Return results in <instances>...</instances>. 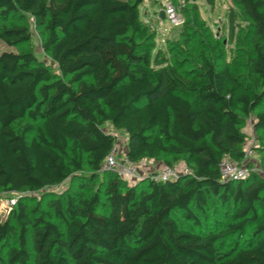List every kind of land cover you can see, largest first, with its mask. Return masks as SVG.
<instances>
[{
	"label": "trees",
	"instance_id": "16d2710c",
	"mask_svg": "<svg viewBox=\"0 0 264 264\" xmlns=\"http://www.w3.org/2000/svg\"><path fill=\"white\" fill-rule=\"evenodd\" d=\"M233 1L230 36L240 19L252 35L243 73L203 42L186 69L182 48L157 47L144 0H0L1 19L22 22L0 26V40L29 45L30 18L59 71L31 51L0 54V190L23 196L0 219V248L18 234L7 264H264V178L225 181L219 168L245 161L251 118L264 160V0ZM118 134L136 165L182 162L190 173L131 185L101 172ZM68 180L90 191L46 193L54 216L30 210L26 193ZM211 199L226 229L205 222Z\"/></svg>",
	"mask_w": 264,
	"mask_h": 264
},
{
	"label": "rangeland",
	"instance_id": "374dc122",
	"mask_svg": "<svg viewBox=\"0 0 264 264\" xmlns=\"http://www.w3.org/2000/svg\"><path fill=\"white\" fill-rule=\"evenodd\" d=\"M171 1L178 8L180 14L185 18L186 23L184 27H173L166 20L159 19V12L163 10L162 0H144L140 9L142 21L150 24L151 29L156 32V45L158 48L164 51H168L170 47H174L176 49L182 48L183 52L181 54V60L184 67L189 70L199 66L200 61L198 47L203 42L209 46V50L213 48V54L216 56L226 57V60L231 62L234 73H243L246 71L248 57L251 51L249 39L252 35L250 34L248 24L242 22L240 19L239 22L242 24L241 27L236 28L233 37L230 36L229 14L231 13V10H234L237 13L239 12V9L233 0H215L214 6L209 5L206 0ZM196 7L199 9V12L195 11ZM197 19H200V22L197 23L198 25L195 23ZM26 20L33 31L32 42L25 47L17 48L11 47L4 41L0 40V54L4 52L22 53L31 51L36 55L38 60L49 66L54 73L59 74L57 65L43 51V34L36 30L33 21L30 18H26ZM17 23L22 22H20L18 18L11 17L10 20L5 23L0 17V26L3 24L13 25ZM193 28L199 31L200 34L198 38L194 39L193 34L189 33L188 29L191 30ZM184 37L191 38L192 43L190 45L183 44ZM254 122L255 120L251 118L246 121L243 127V130L248 137L247 144L244 147L246 155L248 154V156L243 162V165L248 168L250 176L255 174L264 178V160L262 159V156H260L256 151L254 156L249 155V149L254 146H259L260 144L254 129ZM105 129L108 132H114L110 125H106ZM118 138L121 149L126 148V135L118 134ZM181 164L183 163L181 162L177 165ZM154 167V172H158L163 169L165 165L163 163H155ZM140 169H142L141 166ZM146 178H134L128 179L127 181L131 185H136L141 180ZM82 184V180H68L61 186L50 188L39 193H26L25 196L29 198L30 210L39 209L40 213H49L51 216H54V213L49 207V202L44 198V195L48 193L55 200L68 192L76 194L85 193L87 195L90 189L87 188V190L83 191L81 188ZM21 197L23 196L7 194L0 190V219L2 221L9 219L13 211V209L9 207L8 201L13 198L18 199L19 201ZM225 214H228L225 208L221 207L219 202L211 199V206L205 216V222L210 225H217L219 228L226 229L228 221L227 218L224 217ZM201 219L203 220L204 217L202 216ZM53 220L57 222L55 217H53ZM232 240L228 243H231ZM17 244L18 234L15 237L10 238L7 243L9 246H17ZM7 245L0 248V264H7L5 262L6 252L8 250ZM29 264H33V259Z\"/></svg>",
	"mask_w": 264,
	"mask_h": 264
},
{
	"label": "built area",
	"instance_id": "2783aa9c",
	"mask_svg": "<svg viewBox=\"0 0 264 264\" xmlns=\"http://www.w3.org/2000/svg\"><path fill=\"white\" fill-rule=\"evenodd\" d=\"M163 10L165 11L166 21L173 27H183L186 23L185 18L180 14L178 8L171 0H162ZM255 150L249 149V155L254 156ZM248 154L246 155V157ZM245 157V159H246ZM220 172L222 178L225 181H242L250 176L248 168L242 164H238L230 161L229 159H223L220 163ZM101 172L115 173L121 178L128 180L134 178H150L155 182H168L177 179L180 176L190 173L188 167L185 164L176 165L174 167H164L158 172L149 174L148 176L138 175V166L131 162L127 157L126 148L121 149L119 138L117 137V143L112 151L107 156L106 160L101 166ZM18 203V199L13 198L8 201L10 208H14Z\"/></svg>",
	"mask_w": 264,
	"mask_h": 264
},
{
	"label": "crops",
	"instance_id": "0c3cea01",
	"mask_svg": "<svg viewBox=\"0 0 264 264\" xmlns=\"http://www.w3.org/2000/svg\"><path fill=\"white\" fill-rule=\"evenodd\" d=\"M154 164H155L154 161L145 160L141 164L137 165L138 168H139V175H140V177H142V175L144 177V176H148L151 173H154V169H155ZM140 166H141L142 169H140Z\"/></svg>",
	"mask_w": 264,
	"mask_h": 264
},
{
	"label": "water",
	"instance_id": "95a60500",
	"mask_svg": "<svg viewBox=\"0 0 264 264\" xmlns=\"http://www.w3.org/2000/svg\"><path fill=\"white\" fill-rule=\"evenodd\" d=\"M159 19L160 20H165L166 19V15H165V11L164 10H161L159 12Z\"/></svg>",
	"mask_w": 264,
	"mask_h": 264
}]
</instances>
